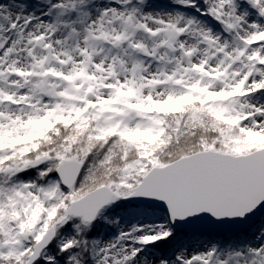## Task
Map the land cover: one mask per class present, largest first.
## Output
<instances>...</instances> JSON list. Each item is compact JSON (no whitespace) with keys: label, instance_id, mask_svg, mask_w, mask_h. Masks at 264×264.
Wrapping results in <instances>:
<instances>
[{"label":"snow or ice","instance_id":"6c2138e0","mask_svg":"<svg viewBox=\"0 0 264 264\" xmlns=\"http://www.w3.org/2000/svg\"><path fill=\"white\" fill-rule=\"evenodd\" d=\"M0 264H264V0H0Z\"/></svg>","mask_w":264,"mask_h":264}]
</instances>
